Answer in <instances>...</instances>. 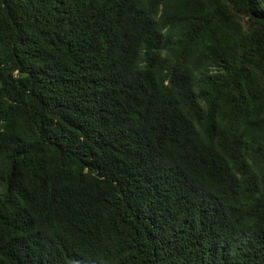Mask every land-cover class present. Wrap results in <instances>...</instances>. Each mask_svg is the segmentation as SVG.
<instances>
[{
  "label": "trees",
  "instance_id": "16d2710c",
  "mask_svg": "<svg viewBox=\"0 0 264 264\" xmlns=\"http://www.w3.org/2000/svg\"><path fill=\"white\" fill-rule=\"evenodd\" d=\"M0 264H264V0H0Z\"/></svg>",
  "mask_w": 264,
  "mask_h": 264
}]
</instances>
